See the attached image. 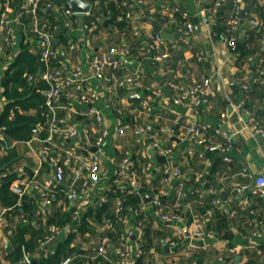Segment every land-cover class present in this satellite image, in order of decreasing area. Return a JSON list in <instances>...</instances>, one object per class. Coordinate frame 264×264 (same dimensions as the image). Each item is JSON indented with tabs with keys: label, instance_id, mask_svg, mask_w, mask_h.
I'll list each match as a JSON object with an SVG mask.
<instances>
[{
	"label": "crops",
	"instance_id": "0c3cea01",
	"mask_svg": "<svg viewBox=\"0 0 264 264\" xmlns=\"http://www.w3.org/2000/svg\"><path fill=\"white\" fill-rule=\"evenodd\" d=\"M50 1L54 8H42L40 16L51 30L57 27L56 43L60 28L68 30V36L74 37L75 43L81 45L77 51L67 49L64 59H60L62 67L67 68V73L81 67L83 73L89 76L92 54L104 53L114 46L128 48L132 54L136 51L128 61L139 63L138 69L143 72L141 81L131 87L119 89L115 110L107 108L105 103L99 105L108 118L111 134L102 149V179L97 189L98 194L106 193L114 185L121 162L129 154L132 160L130 173L136 176L139 184L128 194L136 192L140 201L144 198L148 203L143 213L145 227L139 228L140 231L145 230L146 235L143 238L139 236L137 220L133 222L131 229L135 254L140 246L144 250L141 258L133 257L132 264H264V237L257 238L254 235L259 229L257 220L264 218V200L256 192L255 181L243 175L244 170H248L255 176L264 177V136L260 132L264 130V0H243L239 5L241 21L236 28L233 25L238 6L235 0L230 14L223 10L217 13L228 0H224L220 6H216L220 0H142L133 9L134 20L130 22V27L123 28L118 23L123 20L124 16L121 14L117 22L109 24L106 20L103 27L94 33L86 32L80 22L78 29L67 27L63 11L70 3L67 0ZM26 2L27 0H9L2 7L9 8V16L14 21L15 34L21 46L31 42L34 47L29 48L30 52L38 53L40 45L35 40L31 41L21 26V23H27V17L30 18L26 12ZM111 4L118 8L120 6L119 0H100L93 11L102 5L103 15L109 13L112 16ZM162 4L188 12L195 26L194 32L184 38L179 36L175 31L176 25L170 23L173 19L178 20L177 14L164 11ZM148 12L162 24L164 31L175 36L174 41L169 40L163 48H149L152 44L150 37L155 34L152 25L145 22ZM13 13L15 16L12 19ZM85 19L88 21L89 18ZM254 19L262 23L261 31L251 25ZM215 28H223L226 33L221 34ZM227 35H235L241 42H250L251 53L241 57L242 54L232 51L225 42ZM166 49L170 52L169 57L163 61L153 59L166 52ZM8 52H11L10 48L4 53L0 52V58H4ZM133 71L135 69L128 67L124 73ZM243 76L249 78L250 89L247 91L241 86ZM203 78H211L214 84L209 104L194 108L187 102H175L177 93L170 87L171 82L191 87ZM86 86L98 92L104 90L103 84L96 79L87 81ZM135 95L141 101H134ZM145 104L150 111L144 108ZM32 114H36L35 110ZM223 114L227 115L225 129L236 134L232 149L226 155L218 152H206L203 158L189 155V146L178 138L182 128L189 123L198 122L212 133L221 124ZM73 118L79 120L81 117ZM140 125L152 126L167 140V145L173 148L174 153L166 157L165 162L158 160L160 155L151 148L144 136L136 134L135 130ZM169 128L175 130L174 136L168 134ZM120 129L124 132L119 133ZM28 141L30 139L25 143H12L9 146L0 140V152L7 154L6 148H16L19 156L26 160V165L32 168L39 164L41 153L40 147L30 146ZM226 158H230V162ZM148 164L153 165L151 173L145 171ZM170 167L182 168L186 174V191L182 195L177 191L178 180L164 182V171ZM53 174L52 167L44 165L40 179L45 182ZM242 184H249L251 189L237 196L235 189ZM192 190L195 191V200L188 198ZM212 191H216V194ZM64 193L65 196L60 198L56 207L63 212L69 209L72 202L66 188ZM201 193L206 197L205 202L204 197L199 198ZM157 195L165 197L164 205L168 210L179 214L180 221L173 224L162 222L158 208L152 202ZM119 199L115 201L114 218ZM216 199H220L222 204H214ZM36 200L40 211L41 199L36 196ZM122 201L124 205L125 202H130L125 198ZM199 203L206 209L204 215L199 214L196 208ZM252 211L256 214L253 215ZM52 213L53 210L50 216ZM199 216L206 219L204 226L199 225ZM87 224L92 231L77 235L72 247L79 248L80 251L75 254L79 255L84 264H103L101 259H96V251L88 242L91 238L100 242L106 240L113 250L117 245V230L102 228L103 224L95 221ZM176 226L183 227L185 235L176 236ZM12 232L9 224L3 244L5 252L7 239L11 240L15 251ZM186 232L191 234L189 242ZM196 232H202V237H195ZM29 237L28 235L27 238ZM64 239L66 238H60ZM172 240L177 242L175 247L170 245ZM13 253L6 252V264L15 263L9 258ZM36 259L39 263L38 257Z\"/></svg>",
	"mask_w": 264,
	"mask_h": 264
},
{
	"label": "built area",
	"instance_id": "2783aa9c",
	"mask_svg": "<svg viewBox=\"0 0 264 264\" xmlns=\"http://www.w3.org/2000/svg\"><path fill=\"white\" fill-rule=\"evenodd\" d=\"M84 1L87 2L89 0ZM242 1L235 0L238 5L233 20L235 28L241 21L239 5ZM142 2V0H138V4ZM223 2L224 0H220L216 6L222 5ZM3 3L8 4L9 0H0V52L4 53L7 48H10L11 52L6 53L4 58H0V117L8 103L2 87V77L4 75L2 73L16 61L21 52V42L16 37L14 21L10 19L9 8L2 7ZM99 4L100 0H92L91 9L87 13H77L69 4L63 11L65 25L70 29H75L76 24L83 19V29L86 32H97L103 27L107 19L103 14L98 15L93 11L94 7ZM120 6L128 8L125 18L129 22H133L134 12L129 2L124 1ZM25 8L30 15L31 21L28 24L21 23V26L23 31L30 36L31 41L35 40L40 45L38 62L43 66L41 78L47 84V87L39 90L43 98V102L38 109L42 120L33 128L32 136L30 141H28V145L40 147L41 159L38 165L30 168V173L24 165H17L14 168V171L22 179L11 186V191L17 197L15 205L12 207H0V264H6V252L3 244L9 225L8 216L16 209L23 210L27 202L26 197L29 194L34 198L37 196L41 199L40 213H42L46 231L41 246L60 240L61 237L67 238L71 234L80 235V227L84 223L93 221V218L90 217V212L108 202V194L105 192L98 194L97 191L102 179V149L111 134L108 118L99 105L105 103L107 108L116 109L119 89L131 87L141 81L143 77V72L139 69L132 73H124V70L128 68L125 60L132 58L133 54L128 48L115 46L104 53L97 52L92 54L90 59L91 74L89 76L83 73L81 67L74 68L70 74L67 73V68L65 67L54 68L53 62L60 61L61 57L65 56L67 49L77 51L81 48V45L76 44L72 40L67 43L66 48L58 46L56 43L55 30H57V27L51 30L40 16L42 8H54L52 1L27 0ZM162 9L166 12L179 14L182 17V21L177 19L170 21L171 24L174 23L176 25L175 31L179 36L184 38L194 32L195 26L188 12L179 7L172 8L170 5H162ZM85 18H89V21L87 22ZM251 25L258 31L262 30V23L258 19L252 20ZM150 39L152 41L149 47L151 50L163 48L169 43V40L161 34L154 35ZM262 39L264 40V32H262ZM225 42L232 51H236L238 38L235 35L226 36ZM166 50V52L155 56L153 59L155 61H163L169 57L170 52L168 49ZM24 78L29 83L38 80L35 74L29 72L24 73ZM91 79L101 82L104 90L98 92L88 88L86 82ZM249 83L248 76H243L241 86L244 90L250 89ZM170 87L177 93L176 103L187 102L194 108H199L209 104L214 84L211 78H203L191 87L172 82ZM64 98L66 102L63 101ZM144 108L150 111L148 105L145 104ZM35 112L37 113L36 110ZM73 116H80L81 118L78 120L73 118ZM226 117V114L221 116V124L212 133H209L207 128L198 122H192L184 126L178 138L189 146L187 153L189 155H198L200 158H203L206 152H218L226 155L232 149L236 138L235 133L225 129ZM253 121H255L254 118ZM5 131L6 128L0 126V140L3 142L7 141ZM123 132V129L119 130V133ZM135 132L141 137L144 136L145 140L151 144V148L158 155L168 157L174 153L173 148L167 145V140L152 126L140 125ZM260 132L264 136V130H260ZM174 133V129H168L170 136H174ZM25 142L23 141L22 143ZM85 143L98 148V151H90L85 147ZM226 160L230 162V158H226ZM44 165H50L54 170V174L48 180L42 182L40 178ZM131 165V156L126 154L115 178L116 186L125 193L133 191L139 184L136 176L130 173ZM152 169L153 165L148 164L145 171L151 173ZM8 173L9 171L2 176L4 177ZM164 174L165 183H172L173 180H178L177 191L179 195L186 191V174L182 168L170 167L164 171ZM243 175L255 181L256 192L264 200V177L255 176L248 170H244ZM64 183L70 185V190L67 191V194L72 199L68 209L72 211V223L63 227L48 225L47 222L53 208L57 207L58 201L61 200L59 195L65 191ZM250 189L251 186L249 184H242L236 187L235 192L238 196L248 192ZM110 190L111 188H108L106 192ZM212 192L216 194V191ZM203 196L204 193L199 194V198L202 199ZM152 202L158 208L162 222L173 224L181 220L179 214L167 209L163 203L162 195H157ZM214 204L221 205L222 202L220 199H216ZM178 205L180 206V204ZM147 206L148 203L142 198L135 209L130 207V211L125 213L126 206L122 199H119L115 219L106 218L103 220L102 225V228H108L111 231H116L119 224L122 226V229L117 234V245L111 250L106 240L100 242L91 238L88 244L95 249L96 259H101L104 262L103 264H132L134 256L141 258L144 255V250L141 246L135 254L131 229L135 220H137L138 229H144L145 219L143 218V213L146 211ZM189 206L191 207L192 205L189 204ZM252 214L255 215L256 213L252 211ZM21 218L24 223L28 222V217L25 214H22ZM197 221L200 226H204L207 223L203 216H199ZM256 225L259 229L254 235L257 238H263L264 218L257 220ZM145 235L146 231H140L139 229V236L143 238ZM175 235H185L184 228L176 226ZM202 235V232L195 233V237L198 238L202 237ZM170 245L175 247L177 242L172 240ZM79 259V255L74 254L64 258L60 264H79ZM34 260H37L35 256L25 252L24 256L14 264H33Z\"/></svg>",
	"mask_w": 264,
	"mask_h": 264
},
{
	"label": "trees",
	"instance_id": "16d2710c",
	"mask_svg": "<svg viewBox=\"0 0 264 264\" xmlns=\"http://www.w3.org/2000/svg\"><path fill=\"white\" fill-rule=\"evenodd\" d=\"M124 1L129 2L132 10L139 5L138 0H119L120 4ZM224 4L223 7L219 8L217 13L223 10L230 14L233 8V0H228V2L225 5ZM102 8L103 6L100 5L96 8L97 12H95L97 14L102 13ZM111 9L113 13L112 16L109 13L106 14V16L104 15L109 24L117 22L118 17L122 14V16H124L123 20L118 23L121 24V27L123 28L130 27V22L125 18L128 10L127 7L119 6L118 8L117 6H113ZM177 16L178 20L182 21V17L178 14ZM25 21L30 23L31 18L27 17ZM78 24L79 23L76 24L75 29L79 28ZM67 31H63L59 28V31L57 32L58 46H64L66 48L67 43L72 39L74 40V37L68 36ZM215 31H218L221 34L222 32L223 34L226 33V30L223 28H215ZM136 38L138 37L136 36ZM250 38H252V35H250ZM249 43L250 42H241L240 40L237 42L236 51L242 54L241 57H245L251 53ZM30 47H34V44L31 42L25 46H21L22 51L18 58L4 72L2 77L4 96L8 100V103L0 117V126L6 128L5 134L7 142L5 143H8L9 146L12 143H22L23 141L30 139L33 128L42 120V116L38 109L40 104L43 102V98L39 90L43 87H47V84L41 78V75H39V71L42 70L43 66L38 62V53L30 52ZM133 54H136V51H133ZM62 66L63 63L61 61L53 62L54 68L60 69ZM25 72L35 74V76L38 77V80L36 82L29 83L24 78ZM34 110L37 111L35 115L32 114V111ZM1 147L2 145L0 144V149ZM6 150L7 154H1L0 152V207H12L16 203L17 197L16 194L11 191V186L13 183L21 181L22 178L14 171L15 166L24 165L26 166V169H28V172H31L30 168L25 165L26 160L19 156L16 148L9 147L6 148ZM8 171L9 173L3 177L2 175ZM110 188L111 190L106 192L108 194V202L90 212V217L93 218V221L100 225L103 224V220L106 218L115 219V201L117 199L120 198L124 200L125 198L130 201L129 207L132 209H135L140 203V198L135 194L136 192L133 195H129L119 189L115 183ZM189 193L191 196L188 198L195 200V191L192 190ZM61 195L65 196V193H61L59 195L60 198L62 197ZM203 197L205 202V195ZM164 199L165 197H163V200ZM26 201L27 202L25 203L23 210L16 209L11 212L10 216H8V222L13 230L11 239L15 245V251L12 256H9V258L16 262L24 256L25 252H29L36 258L38 257V264H60L64 258L74 255L76 252L80 251L79 248L76 249L72 247V242L77 237L76 233L69 235L64 240H55L46 246H41V242L44 240V236L46 234L42 213H39L40 211L37 200L31 196V194L26 197ZM196 208L199 211V214L204 215L206 210L205 207L201 206L199 203ZM129 211L130 209L125 207V213ZM22 214H25L28 217L27 223L23 222L21 218ZM72 220L73 216L71 210L63 212L59 208L55 207L53 208V213L49 217L47 224L63 227L71 224ZM88 227V224L84 223L79 229L80 233L85 234L87 231H92ZM121 229L122 226L120 224L117 225V234ZM28 235L30 236L29 238H27ZM53 252L54 254H52ZM78 263L84 264V261L79 259Z\"/></svg>",
	"mask_w": 264,
	"mask_h": 264
},
{
	"label": "water",
	"instance_id": "95a60500",
	"mask_svg": "<svg viewBox=\"0 0 264 264\" xmlns=\"http://www.w3.org/2000/svg\"><path fill=\"white\" fill-rule=\"evenodd\" d=\"M67 1L71 4V6L73 7V10L75 12H77V13H87L91 9L92 0H89L87 2H85L83 0H67ZM14 16H15V14L13 13L11 15V18L13 19ZM242 17H244V14H242ZM145 22L150 23L152 25L153 33L155 35L161 34L166 39H168L170 41H174L175 36H173L171 34H168L166 31H164L162 24L158 20H156L155 18H153L151 16V12H148L147 13V17L145 19ZM80 23H81L80 25L83 26L84 25V20L81 19ZM63 59L64 58L61 57V60H63ZM125 64L128 67L133 68L135 70L138 69V67H139V63H137V62H131V61H128V60H125ZM39 73H40V71H39ZM133 100L134 101H141V98H139V96H136L135 95V96H133ZM63 101L66 102V99L64 98ZM85 147L88 148L92 152H97L98 151V148L93 147V146L89 145L88 143H85ZM152 152H154V151H152ZM158 160L161 161V162H165L166 161V157L159 156L158 157ZM63 185H64V187L66 188L67 191L70 190V185L68 183H64ZM129 204H130L129 202H125V206H129ZM132 236H134V234H132ZM186 236L188 237V242H189L190 241L191 234L189 232H186ZM6 243H7V247H6L7 254H12L14 252V246H13L11 240H8L7 239L6 240ZM33 264H38V261L37 260H34L33 261Z\"/></svg>",
	"mask_w": 264,
	"mask_h": 264
}]
</instances>
